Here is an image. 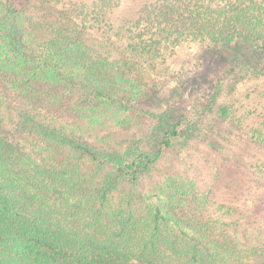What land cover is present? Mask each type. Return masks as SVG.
I'll return each mask as SVG.
<instances>
[{"label": "trees", "instance_id": "1", "mask_svg": "<svg viewBox=\"0 0 264 264\" xmlns=\"http://www.w3.org/2000/svg\"><path fill=\"white\" fill-rule=\"evenodd\" d=\"M112 3L0 0V264H264V239L216 198L219 179L171 159L177 141L193 147L186 118L164 112L145 147L106 150L49 116L131 113L158 58L190 40L264 73V0H149L114 53L90 37ZM254 138L264 142V123ZM56 141L80 156L57 159Z\"/></svg>", "mask_w": 264, "mask_h": 264}, {"label": "rangeland", "instance_id": "2", "mask_svg": "<svg viewBox=\"0 0 264 264\" xmlns=\"http://www.w3.org/2000/svg\"><path fill=\"white\" fill-rule=\"evenodd\" d=\"M80 1L91 8L97 0ZM147 1L113 0L112 7L104 10L106 21L101 19L103 24L109 23L106 31H90L91 40L104 43V50L113 53L116 46L126 45L127 26ZM219 50L211 42L194 40L167 49L146 77L148 95L138 107L130 108L131 113L115 107L92 113L79 108L65 111L64 116H49L76 132L94 134L97 145L106 150H117L128 143L145 147L156 116L164 112H172L177 121L186 118L195 127L193 147L179 152L184 140L177 141L178 149L170 152L171 159L201 182L217 177L216 198L239 204L251 220L250 226L259 230L257 236L264 239V142L254 138V131L264 123V73L236 66L225 55L222 58ZM232 70L235 73L226 75ZM223 107H230L232 115L223 117ZM79 156L64 145L56 152V158L63 162ZM166 167L164 170L169 169Z\"/></svg>", "mask_w": 264, "mask_h": 264}]
</instances>
